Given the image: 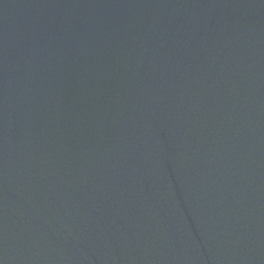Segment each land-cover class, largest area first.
Wrapping results in <instances>:
<instances>
[{"label":"water","instance_id":"water-1","mask_svg":"<svg viewBox=\"0 0 264 264\" xmlns=\"http://www.w3.org/2000/svg\"><path fill=\"white\" fill-rule=\"evenodd\" d=\"M0 264H264V0H0Z\"/></svg>","mask_w":264,"mask_h":264}]
</instances>
